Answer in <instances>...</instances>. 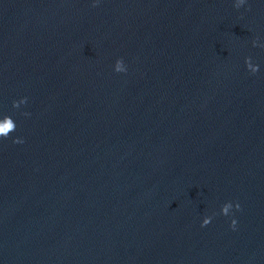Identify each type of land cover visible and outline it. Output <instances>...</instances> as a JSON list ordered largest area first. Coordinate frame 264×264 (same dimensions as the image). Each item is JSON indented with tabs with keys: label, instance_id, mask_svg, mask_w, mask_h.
Masks as SVG:
<instances>
[{
	"label": "water",
	"instance_id": "1",
	"mask_svg": "<svg viewBox=\"0 0 264 264\" xmlns=\"http://www.w3.org/2000/svg\"><path fill=\"white\" fill-rule=\"evenodd\" d=\"M238 2L0 0V264H264V0Z\"/></svg>",
	"mask_w": 264,
	"mask_h": 264
},
{
	"label": "clouds",
	"instance_id": "2",
	"mask_svg": "<svg viewBox=\"0 0 264 264\" xmlns=\"http://www.w3.org/2000/svg\"><path fill=\"white\" fill-rule=\"evenodd\" d=\"M245 2H246V0H239V2L235 4V7H236L237 9H239L240 7H242V6L245 4ZM98 3H99V0H96V3L93 4V7H97V6H98ZM258 41H259V38H257L256 40H254V41H253V46H254V47H264V44H260V43H258ZM116 63H117L118 66H120V65H124V61H123V59H119V60H117ZM245 63H246V66H247L248 70H250V72H251L252 74H256V73L259 71V65H258V64L253 65V63H252V58H251V57L246 58ZM122 71H123V72H126V71H127L126 67H124V68L122 69ZM25 99H27V98H25ZM14 106H15V104H14ZM24 115H30V113H24ZM6 119H8V118L6 117ZM0 131H4L5 134H6L7 129H0ZM15 142H17V143H23V140H17V141H15ZM229 207H230V208H233V204H232L231 202H229L228 205H227V207H225V208L223 209L222 214H223L224 216H228V215H229V214H228V208H229ZM235 208H236L237 210H240V208H241L240 204H239V203H236V204H235ZM214 215H215V214H214ZM212 218H213V217H211V216L206 217V218L203 220V223H202L201 226H202V227L207 226L209 223H211ZM236 226H237V220L232 219V221H231V227H232V229L235 230V229H236Z\"/></svg>",
	"mask_w": 264,
	"mask_h": 264
}]
</instances>
